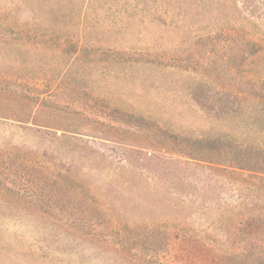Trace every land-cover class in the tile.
<instances>
[{"label":"rangeland","instance_id":"obj_1","mask_svg":"<svg viewBox=\"0 0 264 264\" xmlns=\"http://www.w3.org/2000/svg\"><path fill=\"white\" fill-rule=\"evenodd\" d=\"M0 74L54 92L0 148L67 175L0 168V264H264V201L238 199L264 184V0H0Z\"/></svg>","mask_w":264,"mask_h":264},{"label":"trees","instance_id":"obj_2","mask_svg":"<svg viewBox=\"0 0 264 264\" xmlns=\"http://www.w3.org/2000/svg\"><path fill=\"white\" fill-rule=\"evenodd\" d=\"M6 30V29H5ZM7 31V30H6ZM24 30H19L17 32V35L27 38L23 32ZM21 39H16L18 41V44L21 43ZM62 41H64V46L62 48L61 54L59 55V61H57L56 64H58V68H73L74 66H77L81 60V51H84L85 48V42L84 39L77 38L67 41L66 37L62 38ZM22 45V44H21ZM16 46V45H15ZM26 47H29V45H25ZM18 47L20 45L16 46V50H11L10 52L6 53L4 55V58L7 62L12 63H25L28 62L26 58H24V55H21L18 51ZM67 47H70V50L67 49ZM29 51V50H28ZM0 82H3V85H0V118L12 120L15 122L23 123V124H33L37 126H43L45 125L38 124V120L36 118L37 109L40 105L44 104L46 102V97L51 96L54 92L53 90L42 92L39 87L30 88L28 87L27 90L20 91L18 88H21V83L17 80V78L14 77H6L4 74H0ZM1 84V83H0ZM230 95V94H229ZM228 95V96H229ZM242 96V101H245L248 98V96L244 92H238L236 94L237 97ZM237 99V98H236ZM229 105L231 106L230 109H238L237 106L234 105L237 103V101L232 102V99L228 98L227 101ZM259 102L258 104H260ZM240 105H238L239 107ZM259 113H264V103L261 104V108L258 111ZM21 172H18V175H21L19 180L22 182L27 180V176H33L36 175L37 185L41 182H50V181H56L62 182L66 178V174H64L61 171H55L51 172L50 168L45 166L42 162V160L39 158V155L32 152H24L23 150L12 148V147H4L0 148V168L6 170L7 176L13 175V172H17L21 168ZM216 172H224L228 174H233L230 172H227L226 169L215 167L214 169ZM243 170V169H240ZM25 171V172H24ZM227 176V175H226ZM233 176V175H228ZM242 176V175H241ZM250 176H254L252 174L243 175L242 178L245 182L246 186H241L240 189L246 194H239L238 199L243 198L242 203H245L244 200L252 199L253 206L259 205V201H264V184H255L249 182L247 183L248 179L251 178ZM58 180V181H57ZM1 181V178H0ZM8 189V188H6ZM73 192L77 195H80L79 188L73 187ZM3 197V196H2ZM251 197V198H250ZM1 202L6 205H13L16 208H26L28 204H31V201H28L27 199H10V198H1ZM252 206V207H253ZM13 208V207H12ZM260 219L258 218L255 220L253 217H246L244 220H242V223L247 224L248 222H257ZM264 222V219L262 220ZM228 234V233H227ZM229 238V234H228ZM248 238H241L240 243H243L244 246L250 247L251 244H248ZM253 248V247H252ZM255 251H247L244 255H241L240 257H233L235 259H244L248 260L254 255Z\"/></svg>","mask_w":264,"mask_h":264}]
</instances>
